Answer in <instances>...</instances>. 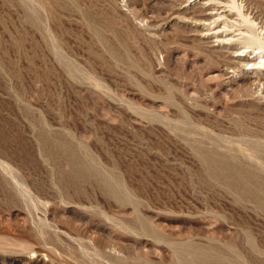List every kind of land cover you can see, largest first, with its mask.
I'll return each instance as SVG.
<instances>
[{
	"label": "rangeland",
	"instance_id": "rangeland-1",
	"mask_svg": "<svg viewBox=\"0 0 264 264\" xmlns=\"http://www.w3.org/2000/svg\"><path fill=\"white\" fill-rule=\"evenodd\" d=\"M184 4L0 0V161L114 264H178L185 246L264 264V204L204 157L264 181V86L201 42Z\"/></svg>",
	"mask_w": 264,
	"mask_h": 264
},
{
	"label": "bare ground",
	"instance_id": "bare-ground-1",
	"mask_svg": "<svg viewBox=\"0 0 264 264\" xmlns=\"http://www.w3.org/2000/svg\"><path fill=\"white\" fill-rule=\"evenodd\" d=\"M189 5L196 10L197 16L192 20L201 28L197 29L201 42L212 47L211 51L224 55L227 66L240 69L250 65L260 80L256 81L264 86V0H186L184 6ZM59 147L68 153L75 172L83 170L93 177L99 176L106 192L121 198L120 183L100 175L94 166L81 161L71 146L59 144ZM204 157L212 175L223 177L229 187L264 204V199H260L264 181H256L249 172L232 166L222 157L213 154ZM2 161L0 206L8 210L9 216L4 218L0 212V264H114L113 253L96 245L91 230H88L90 234L83 233L76 220H65L64 213L56 207L50 208L43 201L46 199L34 195L14 175L12 166ZM17 207L24 210L22 220L17 218ZM179 253L178 264H244L240 259L230 260L222 254L192 246L181 248Z\"/></svg>",
	"mask_w": 264,
	"mask_h": 264
}]
</instances>
